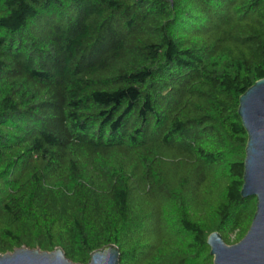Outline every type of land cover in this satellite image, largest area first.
I'll list each match as a JSON object with an SVG mask.
<instances>
[{"label":"trees","instance_id":"1","mask_svg":"<svg viewBox=\"0 0 264 264\" xmlns=\"http://www.w3.org/2000/svg\"><path fill=\"white\" fill-rule=\"evenodd\" d=\"M264 0H0V254L214 264L251 227L240 97Z\"/></svg>","mask_w":264,"mask_h":264},{"label":"water","instance_id":"2","mask_svg":"<svg viewBox=\"0 0 264 264\" xmlns=\"http://www.w3.org/2000/svg\"><path fill=\"white\" fill-rule=\"evenodd\" d=\"M238 113L247 132L244 161V198L256 197L257 209L250 229L242 240L227 244L219 232L209 235L214 264H264V79L257 81L239 99ZM120 249L109 244L91 253L87 264H120ZM0 264H81L70 260L63 248L42 251L18 248L0 254Z\"/></svg>","mask_w":264,"mask_h":264}]
</instances>
